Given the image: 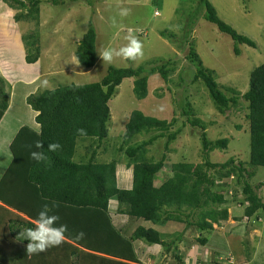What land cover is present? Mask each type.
Segmentation results:
<instances>
[{
  "label": "trees",
  "instance_id": "16d2710c",
  "mask_svg": "<svg viewBox=\"0 0 264 264\" xmlns=\"http://www.w3.org/2000/svg\"><path fill=\"white\" fill-rule=\"evenodd\" d=\"M49 1L52 5H63L74 0ZM199 1L205 20L234 42L255 47L251 39L219 19L209 0ZM4 2L10 9L19 10L13 16L14 21L31 19L38 25L42 0ZM36 28L21 38L25 61L29 64L40 56ZM161 35L168 33L163 31ZM95 41L96 32L90 24L74 51L77 62L84 68L89 69L96 63ZM185 59L195 66L190 81L199 82L207 89L218 113L236 107L240 99L246 102L248 160L243 162L233 157H223L221 162L210 160L209 156L215 150L223 156L228 138L209 140L205 123L194 116L193 108L186 102L181 114L192 128L200 130L201 162L173 163L171 175L156 187L154 180L165 159H148L146 148L162 136L167 137V147L176 138V132H171L173 123L147 116L139 110L129 114L115 152L122 153L124 167L132 170L131 187L126 189L117 185L118 160L98 161L103 152L99 156L97 150L108 137L109 100L117 86L123 79L133 78L135 97L144 99L148 93V77L157 73L167 80L174 61L157 65L156 61H149L148 64L154 65L136 68L109 66L98 82L71 83L31 93L26 97V103L37 112L34 121L39 127L36 130L22 125L17 130L9 145L12 159L0 176V264H139L136 243L159 245L169 250L172 241L162 240L154 226L169 220L182 222L183 211H188L184 215L186 219L197 216L194 222L186 220L185 224L196 227L200 235L197 241L205 245L207 236L201 234L210 233L212 224L226 221L229 216L227 208H219L228 202L226 192L215 188L216 181L222 178L234 177L236 185L241 187L239 203L243 206V216L247 220L253 217L260 220L258 214L264 211V202L258 190L264 182L253 185L250 181L254 169L264 167V62L250 72L248 88L243 94L228 88L231 95H227L217 84L214 72L203 65L191 44ZM4 84L5 79L0 76V119L8 106ZM78 129H84L86 134L81 135ZM155 130L159 131L158 135L132 143L137 135ZM37 141L43 143L42 149L35 147ZM50 143H59L61 147L54 152L48 151ZM82 144H85L84 154L78 156L77 150ZM106 147L102 146L104 152ZM32 151L45 152L48 160H33ZM111 200L116 201L118 213L149 222L152 227L139 225L130 234L123 233L113 221L109 208ZM45 204L49 207L55 204L53 212L68 225V231L59 246L40 253H28L29 241L24 239L23 233L35 226L37 214ZM79 232L84 233L83 238H77Z\"/></svg>",
  "mask_w": 264,
  "mask_h": 264
},
{
  "label": "rangeland",
  "instance_id": "374dc122",
  "mask_svg": "<svg viewBox=\"0 0 264 264\" xmlns=\"http://www.w3.org/2000/svg\"><path fill=\"white\" fill-rule=\"evenodd\" d=\"M209 1L219 19L251 39L255 47L234 42L205 20L199 0H74L63 5H52L49 0H42L38 25L31 19L14 21L13 16L19 10L10 9L4 0H0V76L17 88L23 85L14 82L17 78L31 80L34 76L38 81L36 87L33 85L26 90L35 88L31 92L35 93L59 85L98 82L109 66L136 68L154 65L148 64L149 61H156V65L174 61L173 71L167 80L157 73L148 77V93L144 99L135 97L133 78L123 79L117 86L109 100L108 137L102 142L107 149L104 152L101 146L97 150L99 156L103 152L98 161L118 160L117 185L126 189L131 187L132 170L124 167L122 153L115 152L129 114L139 110L147 116L173 123L171 132H176V138L167 147V137L162 136L146 148L148 159H165L154 180L156 187L171 175L173 163L201 162L200 130L192 128L181 114L185 103L189 102L194 116L205 123L209 140L228 138L223 156L215 150L211 152L210 160L221 162L223 157H233L244 162L248 160L246 102L240 99L236 107L223 114L218 113L207 89L199 82L190 81L195 66L185 59V55L190 44L193 45L203 65L214 72L215 80L224 93L231 95L228 88H233L243 94L248 88L250 72L264 62V0ZM121 9H128V15L121 16ZM90 24L96 32L97 60L93 67L87 69L77 62L74 51ZM35 28L40 56L29 64L25 61L21 38ZM163 31L168 35L162 36ZM129 35H135L142 42L143 56L134 61L124 58H115L112 63L103 61L100 53L106 47L118 49L125 46ZM6 80L4 89L10 86ZM13 99L14 104L22 105V119L26 113L31 115L21 95L16 94ZM22 122L32 125L30 117ZM19 124L22 123L13 121L10 128L15 129ZM158 134L159 131L155 130L137 135L132 143L146 141ZM84 146L82 144L77 150L78 156L84 154ZM254 171L251 184L264 182V167H257ZM215 188L226 192L228 202L219 208H227L229 216L226 221L212 224L210 233L201 234L207 236V243L201 245L197 241L200 235L195 226L186 227L185 221L194 222L197 216L186 219L184 215L188 211H183L182 222L169 220L161 226H154L162 240L172 241L169 250L159 245L136 243L139 264H264V211L258 214L260 220L255 217L247 220L243 216V206L239 203L242 200L241 187L236 185L234 177L218 179ZM233 195L234 199L231 198ZM258 195L264 202V185L258 190ZM109 208L114 223L127 235L139 225L152 227L149 222L118 213L116 201L111 200Z\"/></svg>",
  "mask_w": 264,
  "mask_h": 264
},
{
  "label": "clouds",
  "instance_id": "9594fccd",
  "mask_svg": "<svg viewBox=\"0 0 264 264\" xmlns=\"http://www.w3.org/2000/svg\"><path fill=\"white\" fill-rule=\"evenodd\" d=\"M128 9H121L120 15L127 16ZM128 43L120 48L106 47L101 53L103 61L112 63L115 58H124L127 60H136L143 56V44L135 36L129 35L127 37ZM81 135H85L84 129H78ZM37 149L44 147L43 143L37 141L35 144ZM61 147L59 143H50L48 151L54 152ZM31 158L37 162L47 161L48 157L43 151H32ZM48 204L42 206L37 214V220L34 227L28 228L23 233L24 239L29 241L27 245L28 253H40L55 246H59L65 239V233L68 231V225L61 222V217L53 212V208ZM84 233H77V238H83Z\"/></svg>",
  "mask_w": 264,
  "mask_h": 264
},
{
  "label": "crops",
  "instance_id": "0c3cea01",
  "mask_svg": "<svg viewBox=\"0 0 264 264\" xmlns=\"http://www.w3.org/2000/svg\"><path fill=\"white\" fill-rule=\"evenodd\" d=\"M31 78H32L31 80L17 78V80H15L14 82H16V84H23V85H20L19 88H17V86L15 87L14 84L11 85V83L5 79L7 81L6 84L9 82L10 86H7L8 90L5 89L7 96H8V106L3 116L0 119V176L2 175L3 171L5 170V168L7 167V165L12 159V155L9 150V145H10L11 140L13 139L17 130L22 125H26V124H23L22 121L24 119L27 120L30 117L32 120V125H29V126H31L32 128L36 130L39 127L38 124H36L34 121V117L37 114V112L32 110L26 103V97L32 91H34L35 88L29 89V90H26V89L28 87L29 88L32 87L33 85L34 87H36V84L38 82L37 79H34V76H31ZM16 94L18 96L21 95L22 100L24 101L25 105L31 110L30 116L27 113L23 115L24 119H22V115H21L22 105L19 104L17 106L16 103L14 104L15 101L13 98L16 96ZM13 121H17L22 124H19L15 129L13 127L10 128V125L12 124ZM8 128L10 130H8Z\"/></svg>",
  "mask_w": 264,
  "mask_h": 264
}]
</instances>
